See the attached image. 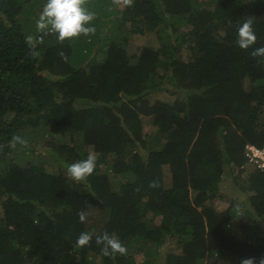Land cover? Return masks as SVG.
<instances>
[{
    "label": "trees",
    "instance_id": "obj_1",
    "mask_svg": "<svg viewBox=\"0 0 264 264\" xmlns=\"http://www.w3.org/2000/svg\"><path fill=\"white\" fill-rule=\"evenodd\" d=\"M46 2L0 0V264L264 256V169L245 155L248 144L264 148V57L250 55L264 47V0H130L121 10L85 0L95 32L62 42L37 29ZM248 18L257 41L243 50ZM148 33L160 46L130 51V38ZM142 117L156 130L145 134ZM15 135L28 142L20 152ZM90 153L94 173L73 180L67 165ZM230 175L253 211L213 206ZM104 231L126 254H101ZM82 232L93 239L77 247Z\"/></svg>",
    "mask_w": 264,
    "mask_h": 264
},
{
    "label": "clouds",
    "instance_id": "obj_2",
    "mask_svg": "<svg viewBox=\"0 0 264 264\" xmlns=\"http://www.w3.org/2000/svg\"><path fill=\"white\" fill-rule=\"evenodd\" d=\"M129 3L130 0H125ZM85 0H47L37 20V29L45 35L55 34L62 42L65 39L89 35L95 32V28L89 26L95 19V13L84 7ZM31 41V37L27 38ZM257 36L253 30V20L246 19L237 30V44L243 50L253 48ZM250 55L253 58L264 57V47L253 48ZM63 57V53H61ZM13 142L26 146L27 140L19 135L13 136ZM96 169V155L89 154L85 159L67 165V174L75 181H85ZM81 223L85 222L87 212L81 210L78 213ZM93 234L82 232L76 241L77 247L89 246ZM95 242L101 248V254L105 257H114L116 254H126V247L115 234L107 231L95 236ZM240 264H264V256L242 258Z\"/></svg>",
    "mask_w": 264,
    "mask_h": 264
},
{
    "label": "rangeland",
    "instance_id": "obj_3",
    "mask_svg": "<svg viewBox=\"0 0 264 264\" xmlns=\"http://www.w3.org/2000/svg\"><path fill=\"white\" fill-rule=\"evenodd\" d=\"M125 0H118V7H116L117 9L121 10L122 6L124 5ZM43 10V9H42ZM113 21L115 20L114 17L111 18ZM104 42V41H103ZM102 42V43H103ZM130 48L133 53L138 49V48H143V47H151L154 49H157L160 44L158 42L157 39V34L156 33H148L144 36H132L130 38ZM186 50V49H185ZM185 58H189V53L187 51H185ZM159 98L161 99H171V96H168L169 94H165V93H159L157 94ZM143 119V132L149 133V132H153L156 130V128L152 125V120L151 118H146V117H142ZM69 140V139H68ZM67 140V142H68ZM35 143V141H33ZM18 146V145H17ZM16 147V145H15ZM19 148L16 149V151H22L24 149V145L19 144L18 146ZM35 152H32L31 154V162L35 161L38 162L39 159L41 157L38 156L37 153H39L41 151L40 146L37 145V147L35 148ZM42 155H45V153H43ZM45 158H48V156H44ZM24 162V161H22ZM52 166H55V163L52 162V159L50 158V163L47 164V168L48 170L52 169ZM237 173V172H236ZM233 174H235V172H233ZM248 175H242L240 177V182H242L241 184L244 185V183L246 182ZM234 178L233 176H229L227 180H225L223 182V185L221 187V192L223 195V200H219L217 199L216 201H214L213 206L218 210V211H223L226 210V208H228L229 205L233 204V202L235 203L236 208L241 209L240 213H243L245 209H250L251 211H253V208L250 207V203L248 202V196L244 194L243 192V188L242 186L239 187L236 185H234ZM243 204V205H241ZM92 217H95L97 215H99L97 210H94ZM98 217V216H97ZM243 220V217L241 218V221ZM258 223H261V221H258ZM235 229L232 230V233L235 234L237 237L239 238H243L245 237V233L244 231L241 229V227L239 226V224H236V226L234 227ZM262 229L264 231V225H262ZM172 250V246H166L163 248L162 253L165 254L167 252V250ZM142 258L139 257L138 258V262H141ZM220 262V264H229V262L231 264V261L228 260V257L226 256V258L223 260V257L219 258L218 260Z\"/></svg>",
    "mask_w": 264,
    "mask_h": 264
},
{
    "label": "built area",
    "instance_id": "obj_4",
    "mask_svg": "<svg viewBox=\"0 0 264 264\" xmlns=\"http://www.w3.org/2000/svg\"><path fill=\"white\" fill-rule=\"evenodd\" d=\"M245 155L249 164H255L257 170L264 169V148H258L255 145L248 144L245 149Z\"/></svg>",
    "mask_w": 264,
    "mask_h": 264
},
{
    "label": "crops",
    "instance_id": "obj_5",
    "mask_svg": "<svg viewBox=\"0 0 264 264\" xmlns=\"http://www.w3.org/2000/svg\"><path fill=\"white\" fill-rule=\"evenodd\" d=\"M231 205H229L228 206V208L230 207ZM228 208H226V209H228ZM245 210H247V209H245ZM243 220H246V214H244V216H243ZM240 226V225H239ZM241 227V226H240ZM243 231H244V233L246 234V231L243 229V228H241Z\"/></svg>",
    "mask_w": 264,
    "mask_h": 264
}]
</instances>
